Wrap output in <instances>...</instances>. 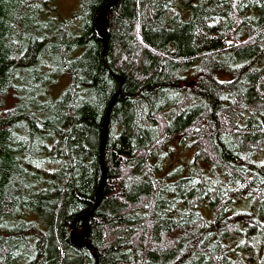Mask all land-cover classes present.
Instances as JSON below:
<instances>
[{
    "label": "trees",
    "instance_id": "16d2710c",
    "mask_svg": "<svg viewBox=\"0 0 264 264\" xmlns=\"http://www.w3.org/2000/svg\"><path fill=\"white\" fill-rule=\"evenodd\" d=\"M62 1L0 0V264H264V0Z\"/></svg>",
    "mask_w": 264,
    "mask_h": 264
},
{
    "label": "water",
    "instance_id": "95a60500",
    "mask_svg": "<svg viewBox=\"0 0 264 264\" xmlns=\"http://www.w3.org/2000/svg\"><path fill=\"white\" fill-rule=\"evenodd\" d=\"M118 0H111L106 2L103 7L100 9V11L98 12L97 16H96V20H95V29L97 31V36L99 39H101L102 43H103V47L106 48V44H107V40H108V31H107V12L108 9L110 7H113L116 5ZM114 103V99H112L106 109L105 112V116H104V120H103V124H102V132H101V152L104 149V144H105V140H106V132H107V124H108V120H109V115L110 112L112 110V106ZM101 168H102V179L99 185V195L97 197V202L100 201L101 198V193H102V189L104 186V180H105V168L103 165V156L101 155ZM88 219V215L84 216V220L85 222H87ZM88 237V230L84 233H75L72 236V243L75 244L76 246H80L82 244H86L85 239Z\"/></svg>",
    "mask_w": 264,
    "mask_h": 264
},
{
    "label": "rangeland",
    "instance_id": "374dc122",
    "mask_svg": "<svg viewBox=\"0 0 264 264\" xmlns=\"http://www.w3.org/2000/svg\"><path fill=\"white\" fill-rule=\"evenodd\" d=\"M76 4H77V0H63L62 1V5L65 7V8L63 7L64 9L72 8L73 6H76ZM67 81L68 80H65V81L62 80V82H61V80H60V82L52 88V94H56L57 92H59L60 88L62 86H64L67 83ZM13 103H14V99L12 97L7 98L6 102H5V107L2 110L4 111L7 108H11ZM184 155H190V153L189 152H187V153L182 152L181 153V151L176 152V153L172 154L171 157H169L168 162L169 163H176L177 160L184 158ZM190 157H191V155H190ZM252 264H257V263L253 262Z\"/></svg>",
    "mask_w": 264,
    "mask_h": 264
}]
</instances>
